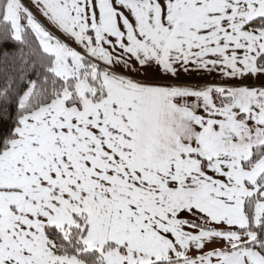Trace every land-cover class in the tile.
<instances>
[{
	"label": "snow or ice",
	"instance_id": "snow-or-ice-1",
	"mask_svg": "<svg viewBox=\"0 0 264 264\" xmlns=\"http://www.w3.org/2000/svg\"><path fill=\"white\" fill-rule=\"evenodd\" d=\"M0 264H264V0H0Z\"/></svg>",
	"mask_w": 264,
	"mask_h": 264
}]
</instances>
